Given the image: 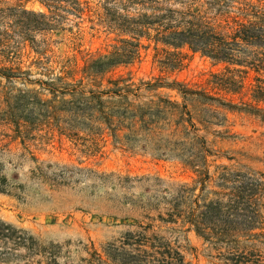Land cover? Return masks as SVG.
Returning <instances> with one entry per match:
<instances>
[{"label":"trees","instance_id":"obj_1","mask_svg":"<svg viewBox=\"0 0 264 264\" xmlns=\"http://www.w3.org/2000/svg\"><path fill=\"white\" fill-rule=\"evenodd\" d=\"M28 1L0 0L1 64L5 56L17 55L11 46L15 35L28 41L31 32L63 30L84 9L79 0H39L47 13H35L26 8ZM96 16L115 35V45L92 55L78 75L48 72L45 79L31 80L30 71L2 65L0 77L38 86L22 96L31 97L48 119L62 116L56 125L61 135L91 145L108 138L114 147L176 160L194 178H99L121 191L108 209L125 229L99 249L90 242L77 264H190L181 243L188 246L190 234L208 245L219 264H264V79L257 77L243 93L244 83L232 74L264 73V0H105ZM145 42L154 45L164 69H177L184 51L238 68L212 74L205 85L121 73L140 61ZM221 91L241 98L226 99ZM228 114L258 125L251 143L260 156L214 149L219 142L251 139L231 134ZM0 241L22 247L28 264L36 256L44 261L35 264H57L55 253L41 251L11 225L1 223Z\"/></svg>","mask_w":264,"mask_h":264},{"label":"rangeland","instance_id":"obj_2","mask_svg":"<svg viewBox=\"0 0 264 264\" xmlns=\"http://www.w3.org/2000/svg\"><path fill=\"white\" fill-rule=\"evenodd\" d=\"M79 1L84 8L83 14L79 19L70 16L71 22L65 24L63 30L31 32L28 41L15 35L11 46L17 49V55L5 56L0 67L30 71L31 80L45 79L43 74L48 72L78 75L92 55L112 50L116 37L100 24L96 16L102 12L105 0ZM26 8L35 13H47L39 0H29ZM144 44L140 61L132 67L120 69L121 73L132 72L137 78L161 75L205 85L213 80L212 74H225L228 69L238 68L184 51L177 69H164L159 62L162 57L154 45L146 47L148 43ZM45 47L48 51L43 53ZM232 74L244 83L243 93L256 85L257 77L264 79L263 72ZM32 88L24 87L19 80L8 82L0 77V179L5 191L0 192V225H11L32 237L41 251L56 254L57 264H77L86 257L85 246H90V242L99 249L124 231L122 222L114 219L113 211L108 209L112 205L110 200H119L122 193L110 184H103L99 179L102 176L111 175V179L114 175L146 176L168 182L193 180V173L176 160L114 147L108 138L91 145L84 139L61 135L56 125H61L63 117L48 119V114L35 105L31 97L22 96L21 91ZM218 93L235 102L241 98V95ZM227 118L228 124L232 125L231 134L251 139L219 142L214 149L221 153L242 150L253 157L260 156L261 152L251 143L257 136L253 131L260 130L258 125L242 116L228 114ZM222 162L226 163L225 160ZM242 162L262 168L258 163ZM188 239V246L182 240L181 243L185 259L190 264H219L213 259L215 254L208 245L193 234ZM0 253L11 255L6 258L0 255V264H28V254L22 247L0 241ZM43 257L36 256L30 259V263L44 261Z\"/></svg>","mask_w":264,"mask_h":264}]
</instances>
